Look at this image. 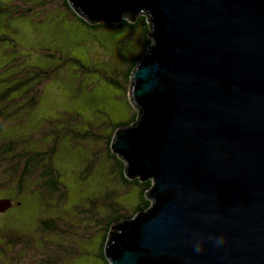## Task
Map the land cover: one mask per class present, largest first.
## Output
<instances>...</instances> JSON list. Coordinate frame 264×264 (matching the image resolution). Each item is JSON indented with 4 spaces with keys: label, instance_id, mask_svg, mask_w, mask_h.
Returning a JSON list of instances; mask_svg holds the SVG:
<instances>
[{
    "label": "water",
    "instance_id": "95a60500",
    "mask_svg": "<svg viewBox=\"0 0 264 264\" xmlns=\"http://www.w3.org/2000/svg\"><path fill=\"white\" fill-rule=\"evenodd\" d=\"M83 1L67 4L93 23ZM130 3L148 7L152 44L130 74L137 118L109 149L127 180L151 181L150 205L110 226L105 260L264 264V0Z\"/></svg>",
    "mask_w": 264,
    "mask_h": 264
},
{
    "label": "rangeland",
    "instance_id": "374dc122",
    "mask_svg": "<svg viewBox=\"0 0 264 264\" xmlns=\"http://www.w3.org/2000/svg\"><path fill=\"white\" fill-rule=\"evenodd\" d=\"M140 34L89 30L63 0H0V94L27 78L40 82L34 105L28 85L0 101V200L14 205L0 213V264H104L109 205L128 216L139 204V188L120 182L106 142L133 115L124 72L142 51ZM53 141L44 162L65 198L39 200L43 161L22 185L18 175L25 155Z\"/></svg>",
    "mask_w": 264,
    "mask_h": 264
},
{
    "label": "trees",
    "instance_id": "16d2710c",
    "mask_svg": "<svg viewBox=\"0 0 264 264\" xmlns=\"http://www.w3.org/2000/svg\"><path fill=\"white\" fill-rule=\"evenodd\" d=\"M79 23L83 27L84 26H86V27L88 26L87 24L85 25L81 21ZM87 28H89V27H87ZM4 39L5 38H1L0 40H4ZM150 43H151L150 40L147 39V37L145 36V43H144V45L142 47V51L137 55L135 61H133V63L131 64V67H130V69L128 71L129 74L132 72V68L134 67L136 61L138 59H140V57H142L144 52L148 49L147 47H148V45H150ZM129 74H126L125 77L129 76ZM125 80H126V78H125ZM29 83H30V79L27 78V79L24 80V83L18 82V83L12 84V86H10V88L5 89L4 92H2L0 94V101L6 99L7 96L11 92L16 91L17 89H19L23 85H25V86L28 85V87L36 88V86H38L40 84V82H37L36 86H32ZM36 89L37 90L33 91L32 96L29 99L28 103L30 105H34L35 102H36L37 94L39 92V89L38 88H36ZM125 91H126V89H125ZM135 119H136V113H133V115L131 117V120H129L125 124L116 125V126L112 127L111 134L107 136L108 139H107L106 144H107L108 157H110V158L113 157V159H114L113 162L115 163V165H117V167H118V169H119V171L121 173V176H120L121 183H123L124 185H127V186L132 185V186H136V187L139 188V204L135 207L134 211L128 216L119 214L118 210L113 205H109L108 213H110V217L111 218L108 217L109 219H108V222H106V228L103 230V237H102V239L100 241V246H99L100 247L99 258L102 259L104 264H108L107 261L104 258V255H103V248H104V244H105V240H106V235H107V232H108L110 226L116 221L129 219V218L133 217L138 211L146 210L149 207V205H150V202L145 199L144 194L150 188L151 181H146V182L140 183L137 180H133V181L127 180L124 177V173H123L124 163L118 162V160L114 156H112V154L110 152V149H109L111 137H112L114 131L118 127H120L122 125L126 126V125L132 124ZM10 142L12 143V141H10ZM55 146H56V143H55V141H53L51 143V146L48 147L46 149V151H44V152H35L32 155H25L27 158L23 161V163H22V165H23L22 171L18 175V182H19L20 185H22L23 184L22 183L23 179L26 178V176H28L30 174V172L34 171V169L37 166L38 162H42L43 161V167L41 169V172L39 173L40 177L42 178V182H41V185H40V188H39V191L41 192V194H39V197H38L39 200H45L43 198L44 195H49V196L57 195L59 199H64L65 198V193L62 190V187L58 183L57 175L55 174L53 168L51 167V164H46V162H44L45 160H47V156L50 157L51 155H53V152L55 150ZM7 151H9V146H7V149L5 150V152H7ZM19 158L21 159V158H23V156H21ZM58 198H57V201H58ZM16 205H17L16 207H20L21 206L20 203H16ZM88 211L90 212V209H88ZM49 223H51V222H49ZM51 224H53V223H51ZM47 227L53 229L52 226H45L44 228L47 229ZM9 243L10 242H8V243L5 242V244H7L6 246L8 248L11 246V244H9Z\"/></svg>",
    "mask_w": 264,
    "mask_h": 264
},
{
    "label": "flooded vegetation",
    "instance_id": "af4514ba",
    "mask_svg": "<svg viewBox=\"0 0 264 264\" xmlns=\"http://www.w3.org/2000/svg\"><path fill=\"white\" fill-rule=\"evenodd\" d=\"M124 1L125 2L123 4H121L119 0H116L117 4H116L115 0H108V1H106V0H101V1L98 0L97 1L96 0L95 3H93V4H91V2H85V0L83 2H80L84 5H82L80 8L78 7L79 12L81 14H85L84 17H88L89 20L91 22H93V23H88L83 18L79 17L78 15H75L72 12V10L69 8V6L67 4V0H63L64 6H65L66 10H68V12L71 14L72 18H74L77 22L81 21L85 25L86 24L88 25L87 27H89V28L84 26L85 28H87L89 30L126 28V29H130L132 31L135 30L136 33L138 31L139 32L141 31L142 34H140V38L138 41H140V44L143 46L145 43V36L147 37V39H149L148 34L151 32L149 16L146 14L148 7L146 6L144 9H140L134 3L131 4L130 0H124ZM85 4H86L87 8H85ZM98 16H100V17H98ZM120 18H121L120 23L109 22V21H113V20H118ZM150 42H151L150 43V45H151L152 41L150 40ZM150 45H148L147 48H149ZM146 52H147V50L144 52V54ZM144 54L142 55V57H140V59H138L136 61L134 67L132 68V71L137 67V63L144 58V56H145ZM132 63L133 62H131L130 65L128 66V70L124 72L125 76H126V74H129L128 71H129ZM130 74H129V76H127L128 78L125 77L126 82H127V88L125 91L127 97H128V92L130 90ZM128 102H129V100H128ZM156 102H158V101H155L154 105H156ZM129 104L132 107V113H136L138 109L135 108L133 105H131L130 102H129ZM136 118H137V113H136ZM112 156H114L118 160V162H120L119 159L115 155L112 154ZM110 159L115 166L119 180H121L120 179L121 173H120L117 165H115V163L113 162V160H114L113 157ZM10 203H11V201H10ZM11 205H12V203H11Z\"/></svg>",
    "mask_w": 264,
    "mask_h": 264
},
{
    "label": "clouds",
    "instance_id": "9594fccd",
    "mask_svg": "<svg viewBox=\"0 0 264 264\" xmlns=\"http://www.w3.org/2000/svg\"><path fill=\"white\" fill-rule=\"evenodd\" d=\"M221 242H222L221 240H219V239L217 240V243H221ZM194 250L197 251V252L200 251V247H199L198 244L195 246Z\"/></svg>",
    "mask_w": 264,
    "mask_h": 264
}]
</instances>
